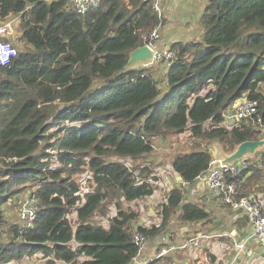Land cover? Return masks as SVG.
<instances>
[{
	"label": "trees",
	"instance_id": "obj_1",
	"mask_svg": "<svg viewBox=\"0 0 264 264\" xmlns=\"http://www.w3.org/2000/svg\"><path fill=\"white\" fill-rule=\"evenodd\" d=\"M152 2L102 0L80 16L58 1L0 0V21L18 17L20 34L17 56L0 66V264L34 254L44 264H131L135 234L152 237L176 210L187 223L209 215L183 203L180 185L160 205L158 224L134 227L139 214L122 204L150 198L159 179L151 183L147 168L111 158L144 160L155 140L186 133L225 154L263 138L264 0H208L199 39L173 44L168 67L127 68L130 53L163 22ZM243 97L257 102L256 114L224 124V112ZM263 158L227 176L239 197L262 190ZM211 160L208 150H194L173 156L171 167L187 186ZM85 176L89 193L80 196ZM22 192L38 202L30 228L5 216ZM106 204L116 215L107 226L94 224Z\"/></svg>",
	"mask_w": 264,
	"mask_h": 264
},
{
	"label": "crops",
	"instance_id": "obj_2",
	"mask_svg": "<svg viewBox=\"0 0 264 264\" xmlns=\"http://www.w3.org/2000/svg\"><path fill=\"white\" fill-rule=\"evenodd\" d=\"M207 1L158 0L163 22L158 27L159 38L156 46L159 49H169L175 43L197 41L201 34L200 17ZM2 23L0 21V24ZM262 86L259 88H264ZM224 122L226 125L238 123L228 116L225 117ZM218 152L212 151V158L218 157L216 155ZM259 157L248 159L253 164L259 160ZM167 182L168 191L180 185L186 188L173 170L172 174L168 175ZM257 187L262 190H253L254 195L245 198L256 197L264 206V184L260 182ZM163 195L166 196L165 192ZM146 203L148 212L138 220L137 226L148 227L155 224L151 223L154 220L152 217L155 213V205H152L150 198L146 199ZM183 203L203 208L209 217L199 222H181L176 214L178 210L174 211L158 233L144 239L135 259L137 264L149 259H153L155 264H264V248L250 240L252 228L248 223L242 224L241 219L244 217L242 210L224 205L201 180L195 182L189 189L186 188ZM201 234L207 235L208 238L194 245L191 239ZM240 245H243L242 251H239ZM162 251H164L163 256L156 258Z\"/></svg>",
	"mask_w": 264,
	"mask_h": 264
},
{
	"label": "built area",
	"instance_id": "obj_3",
	"mask_svg": "<svg viewBox=\"0 0 264 264\" xmlns=\"http://www.w3.org/2000/svg\"><path fill=\"white\" fill-rule=\"evenodd\" d=\"M47 2L58 1L63 5L65 12L74 13L76 15H85L90 11L98 8L102 0H45ZM152 11L158 18H162V11L159 7L158 0H153ZM14 20L7 21L0 25V66L9 65L17 56L16 50L3 38H10L13 36ZM159 38L158 27L154 28L148 35V42L145 44L151 52L152 58L146 65L136 66V68L148 69L154 65L164 63L168 67L170 60L174 54L170 49H159L156 46V41ZM257 102L243 97L239 100L229 111L224 115L228 116L234 122L247 120L252 115L256 114ZM256 124H260L257 120ZM264 156V153L261 155ZM250 161V162H249ZM251 160H245L230 164H222L219 157H214L208 164L207 170L199 177V181H203L205 186L215 194V196L224 204L233 209H240L244 213L247 223L252 228L250 240L260 247L264 248V206L257 201L256 197H239L237 184L233 181H228L227 176L236 178L248 169ZM264 164V158H263ZM89 176H85L81 184L80 196L89 193V190L84 186V183L89 180ZM38 210V202L32 195H25L19 201L17 212V225L24 228L32 227L36 213ZM208 238L207 235L201 234L199 237H193L191 242L198 245L201 240ZM134 243L139 250L144 243V238L135 234ZM239 251L243 250V245L238 246ZM164 251L159 253L156 258L163 256ZM136 259V258H135ZM133 259V260H135ZM153 259L139 262L138 264H148ZM137 264V263H136Z\"/></svg>",
	"mask_w": 264,
	"mask_h": 264
},
{
	"label": "rangeland",
	"instance_id": "obj_4",
	"mask_svg": "<svg viewBox=\"0 0 264 264\" xmlns=\"http://www.w3.org/2000/svg\"><path fill=\"white\" fill-rule=\"evenodd\" d=\"M10 20H14L13 22L14 33H13V36L10 37L9 40H7V42L15 47L13 48L16 50V55H17L18 50L16 48L17 46L16 40L18 39L20 35L19 30H18L19 19L18 17L17 18L12 17L8 21ZM156 69L158 70V72H161L164 69V65L158 64ZM260 91L264 92V88H261ZM219 148H220V145L215 142H208V141L205 142V141H201L198 139H192L189 137V134L186 133V134H182L179 136L178 135L170 136V138L166 140H155V147H154L153 153L149 156H146L144 160L139 159L136 162H131L129 159H118V158H111V160L121 161L131 168L132 167L147 168L148 171L151 173L148 177L151 183H155L151 180L153 176L159 179V181H157V183L155 184V187H156L155 194L152 197H150V201L152 205H155V213L152 217V219L154 220L153 221L150 220V221L151 223H158L160 221L159 220V217H160L159 207L161 204L165 203L166 196L163 195V193L165 192V194L167 195V193L169 192L167 178H168V175L172 174L171 161H172L173 156L177 154L186 153L189 151H194V150H208L210 153L216 150L217 152L221 150ZM85 186L88 187L87 182ZM157 187H158V190H157ZM24 193L26 192H22L21 194L17 195L15 198L8 201L9 205L8 206L6 205L7 209L5 211V216L9 223L17 224L16 220H17L18 204H19V201L22 198H24V195H26ZM146 199H149V198H146ZM146 199L138 200L132 203L124 202L122 204L124 210L131 209L133 212H136L139 214L138 219L134 223V226L136 227H137L138 220L142 217V215H146V213L148 212V204L146 203ZM115 215H116V210H115V207H113V204L112 205L106 204L105 207L101 210V212L99 211L97 215L93 217L92 222L94 224H101V225L107 226L109 219L111 217H114ZM68 221L70 225L73 228H75L76 213L73 212L72 214H70L68 216ZM44 263H45V260L42 258L40 254H34L30 257H24L19 261H11L9 264H44Z\"/></svg>",
	"mask_w": 264,
	"mask_h": 264
},
{
	"label": "water",
	"instance_id": "obj_5",
	"mask_svg": "<svg viewBox=\"0 0 264 264\" xmlns=\"http://www.w3.org/2000/svg\"><path fill=\"white\" fill-rule=\"evenodd\" d=\"M152 58V52L147 46H142L134 49L130 53L129 60L126 64L127 68H133L136 66H142L148 64ZM221 149V148H220ZM264 153V130L263 138L257 141H246L239 144L231 154H225L222 150H219L216 154L222 164H230L240 161L248 160L250 157H258ZM199 181L197 178L192 184L187 185L189 189L195 182ZM136 260H132L131 264H136Z\"/></svg>",
	"mask_w": 264,
	"mask_h": 264
}]
</instances>
